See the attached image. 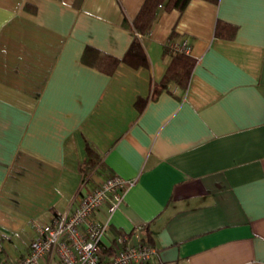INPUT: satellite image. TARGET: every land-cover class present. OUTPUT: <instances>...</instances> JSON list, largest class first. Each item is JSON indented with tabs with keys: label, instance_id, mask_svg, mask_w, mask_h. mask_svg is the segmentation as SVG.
I'll return each mask as SVG.
<instances>
[{
	"label": "crops",
	"instance_id": "1",
	"mask_svg": "<svg viewBox=\"0 0 264 264\" xmlns=\"http://www.w3.org/2000/svg\"><path fill=\"white\" fill-rule=\"evenodd\" d=\"M144 0H0V240L25 255L34 223L70 209L83 181L133 184L108 216L107 244L135 228L157 253L145 264H264V0L162 7L141 36L149 63L122 59ZM218 20L236 26L215 33ZM175 29L196 59L182 93L154 94ZM87 53V55H86ZM97 56V57H96ZM99 65V66H98ZM146 100L136 107L138 98ZM106 171L83 172L85 144Z\"/></svg>",
	"mask_w": 264,
	"mask_h": 264
},
{
	"label": "built area",
	"instance_id": "2",
	"mask_svg": "<svg viewBox=\"0 0 264 264\" xmlns=\"http://www.w3.org/2000/svg\"><path fill=\"white\" fill-rule=\"evenodd\" d=\"M171 49L189 54L186 39L173 42ZM118 174H109L94 188L83 181L73 205L56 214L45 224L34 223L35 235L25 255L11 259L0 240V264H145L157 253L152 244L142 241L139 228L123 233L112 243L104 242L108 220L96 214L103 206L108 216L123 199L124 191L133 184Z\"/></svg>",
	"mask_w": 264,
	"mask_h": 264
},
{
	"label": "trees",
	"instance_id": "3",
	"mask_svg": "<svg viewBox=\"0 0 264 264\" xmlns=\"http://www.w3.org/2000/svg\"><path fill=\"white\" fill-rule=\"evenodd\" d=\"M190 1L191 0H144L132 22L128 23L127 20L125 22L126 24H129L133 27V29L137 33V36L133 39L128 51L122 59L100 53L94 48H88L87 52L94 51L99 57L100 62L102 61L104 63L105 61H107L106 63L110 64L111 72L121 60L135 68L147 66L149 60L146 49L142 43L141 36L147 35L151 32L158 15V11L161 7L167 11L176 9L182 13L188 7ZM207 1L212 3L219 2V0ZM235 32V25L229 22L218 20L215 29L216 35L231 38L234 36ZM177 36L178 34L174 29L170 33L166 44L164 45V51L168 54H171V61L168 65L164 78L160 82H156L154 84V94L158 93L164 88H168L171 82L177 83L180 86L182 93L185 92L188 86L192 70L196 63V59L190 54L184 52H176L171 49V44L173 42L184 40L177 38ZM145 103L146 100L140 97L137 99L135 104L138 110L142 111ZM101 170H107V167L103 161V157L98 152V150L90 142L87 141L85 144V158L83 162L84 175L88 177L91 176L93 172H99ZM141 238L142 241L147 244L152 243L151 232L148 228H145L142 231Z\"/></svg>",
	"mask_w": 264,
	"mask_h": 264
}]
</instances>
